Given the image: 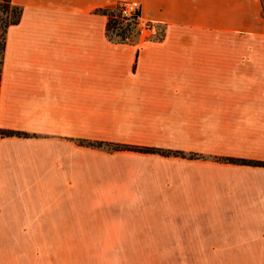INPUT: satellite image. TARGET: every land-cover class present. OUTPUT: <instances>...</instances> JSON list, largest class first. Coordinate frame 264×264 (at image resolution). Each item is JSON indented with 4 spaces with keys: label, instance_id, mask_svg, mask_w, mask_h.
<instances>
[{
    "label": "crops",
    "instance_id": "0c3cea01",
    "mask_svg": "<svg viewBox=\"0 0 264 264\" xmlns=\"http://www.w3.org/2000/svg\"><path fill=\"white\" fill-rule=\"evenodd\" d=\"M130 1L161 35L106 36L100 11ZM10 4L0 129L26 137L0 138V264H122L105 254L119 233L97 242L84 231L107 229L90 225L146 231L126 246L146 264L162 247L178 264H264V166L225 161L264 163L261 0Z\"/></svg>",
    "mask_w": 264,
    "mask_h": 264
},
{
    "label": "rangeland",
    "instance_id": "374dc122",
    "mask_svg": "<svg viewBox=\"0 0 264 264\" xmlns=\"http://www.w3.org/2000/svg\"><path fill=\"white\" fill-rule=\"evenodd\" d=\"M4 5H5V3L3 2V0H0V39L2 36L1 30L3 27V23L8 19L9 15H10L9 14L10 10L7 12L2 11ZM112 15H113V19L115 21L119 22V24L122 25V27H125V24L130 23L131 21H133L135 23V25L132 28L130 27V30L126 32L127 33L126 34L127 40H129V41L134 40L136 38V36H139L138 30L140 28V24L137 21H135V20H129V21L121 20L118 17L116 11H114ZM146 27H148V29L150 31H152L151 34L153 36H157L160 34V28L159 27H152V25H150V24H147ZM110 34L112 35V37L114 39L117 38L114 35L115 33H110ZM88 227L92 228V230L96 227H97L96 229H107L105 231H99V232L84 231V234H90V233L92 234L91 236L88 237L90 240L95 239L98 242L99 240H104L107 238L115 237V234L119 233L121 235H119V234H117V235L120 236V239H123L125 241L124 244H117L118 246H120L121 250H123V251L115 250L114 252H110V253L106 252L105 253L107 255L106 260H108V261L112 260V261L120 262L122 264H130V263L146 264L145 261H146L147 255H148L147 252L146 253L145 252H143V253L132 252L131 253V251H126L127 250L126 246L128 244L133 243L134 239H139V241L141 243L144 242L146 239V236H147L146 231H142L140 233L141 236L138 237L137 235L133 234V232L129 233V231H125L126 229H123V228H118V230L117 229H109V228L114 227V226H93V225H90ZM127 230H129V229H127ZM174 230H172V231H174ZM201 230H208V229H201ZM210 230H212V229H210ZM166 233H167V235L172 236L171 231H166ZM154 254L156 255L155 259L159 260L157 262V264H164V263H168V262L170 264H178L182 260L181 259L182 252L165 251L164 247L160 248L158 251H155ZM132 256L138 257V260L136 258L134 260H132Z\"/></svg>",
    "mask_w": 264,
    "mask_h": 264
},
{
    "label": "trees",
    "instance_id": "16d2710c",
    "mask_svg": "<svg viewBox=\"0 0 264 264\" xmlns=\"http://www.w3.org/2000/svg\"><path fill=\"white\" fill-rule=\"evenodd\" d=\"M5 3L2 11L7 12L10 10V15L8 19L3 23V27L1 30V39H0V73H1V59H2V53H3V46H4V35L6 28L10 25H14L18 22L20 10L12 6L10 4V0H3ZM261 4L264 9V0H261ZM103 15L106 17V26H105V34L106 36L114 42H125L127 39L126 32L130 30V27L132 28L135 23L131 21L130 23L125 24V27H122V25L119 24V22L115 21L113 19V9H106L100 11ZM110 33H115V37L113 38ZM161 35V31L160 34ZM26 137V134L20 133V132H14V131H7V130H1L0 129V138L3 137ZM85 146H89L92 148H102L110 151H119V150H127V151H134L139 153H147V154H159L162 156H176L181 155L178 152H170V151H162L159 149L154 148H146V147H134V146H126V145H113L108 143H102V142H87L85 143ZM226 162L233 163V164H241V165H252V166H264V163L259 162H252V161H244V160H235V159H227Z\"/></svg>",
    "mask_w": 264,
    "mask_h": 264
},
{
    "label": "built area",
    "instance_id": "2783aa9c",
    "mask_svg": "<svg viewBox=\"0 0 264 264\" xmlns=\"http://www.w3.org/2000/svg\"><path fill=\"white\" fill-rule=\"evenodd\" d=\"M138 3L130 1V2H121L116 4L113 7V10L116 11L118 17L121 20L129 21V20H135L140 24V28L138 30L139 36H146L150 32L148 27L146 25L148 23H141L138 18Z\"/></svg>",
    "mask_w": 264,
    "mask_h": 264
}]
</instances>
